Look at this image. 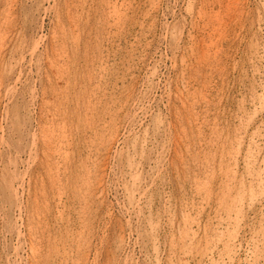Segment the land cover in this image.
Instances as JSON below:
<instances>
[{"label":"rangeland","instance_id":"rangeland-1","mask_svg":"<svg viewBox=\"0 0 264 264\" xmlns=\"http://www.w3.org/2000/svg\"><path fill=\"white\" fill-rule=\"evenodd\" d=\"M263 54L264 0H0V264H31L29 224L44 264H168L171 242L182 264L185 216L200 222L186 264L220 262L204 256L217 205L197 189L208 170L217 192L222 164L241 216L232 264H264Z\"/></svg>","mask_w":264,"mask_h":264},{"label":"bare ground","instance_id":"bare-ground-1","mask_svg":"<svg viewBox=\"0 0 264 264\" xmlns=\"http://www.w3.org/2000/svg\"><path fill=\"white\" fill-rule=\"evenodd\" d=\"M45 2V1H44ZM250 2V1H249ZM53 4H54V2H53ZM246 5V4H245ZM54 6V5H53ZM201 6V5H200ZM252 7V6H251ZM46 9V8H45ZM204 10V9H203ZM67 14H68V12H67ZM3 20V19H2ZM70 21V20H69ZM124 22V21H123ZM45 23V22H44ZM71 23V22H70ZM73 27V26H72ZM234 28V27H233ZM73 29V28H72ZM74 30V29H73ZM233 32V31H232ZM167 33V32H166ZM40 36V35H39ZM12 42V41H11ZM35 42V41H34ZM39 46H40V42L39 41H37V42H35L34 43V45H33V48H32V50H31V56L32 57H34V56H36V54H37V51H38V48H39ZM41 47V46H40ZM263 50V49H262ZM22 51V50H21ZM166 52V51H165ZM18 55H20V53L18 54ZM22 55V54H21ZM189 55V54H188ZM30 56V57H31ZM263 56H264V54H263ZM12 57V56H11ZM22 57V56H21ZM26 57H28V56H26ZM44 57V56H43ZM8 58V57H7ZM29 58V57H28ZM263 59V58H262ZM46 60V59H45ZM183 60V59H182ZM32 61H33V59H32ZM258 61H260V60H258ZM262 61H264V60H262ZM41 62H42V60H41ZM231 62V61H230ZM252 62H253V60H252ZM36 63V62H35ZM42 64V63H41ZM31 65V64H30ZM204 65V64H203ZM61 66V65H60ZM259 66V65H258ZM32 67V66H31ZM253 68V67H252ZM75 69V68H74ZM219 70V69H218ZM32 71V70H31ZM33 72V71H32ZM255 72V71H254ZM257 73V72H256ZM255 73V74H256ZM11 74V73H10ZM24 78H26V77H24ZM46 79H48V78H46ZM17 80H19V79H17ZM16 80V81H17ZM50 80V79H49ZM10 81V80H9ZM15 81V82H16ZM148 81V80H147ZM62 82H63V80H62ZM9 83V82H8ZM258 85V84H257ZM11 86V85H10ZM19 87V86H18ZM255 87V86H254ZM7 88V87H6ZM13 88V87H12ZM9 89V91H8V93L9 92H13L12 90L13 89ZM130 88V87H129ZM253 89V88H252ZM17 91V90H16ZM15 91V92H16ZM119 92V91H118ZM206 92H207V90H206ZM7 93V94H8ZM254 93V92H253ZM39 94V93H38ZM132 94V93H131ZM215 95V94H214ZM245 95V94H244ZM258 95V94H257ZM260 95H262V94H260ZM8 96V95H7ZM186 96V95H185ZM67 97V96H66ZM118 97V96H117ZM260 98V97H259ZM43 99V98H42ZM69 99V98H68ZM71 99V98H70ZM180 99V98H179ZM261 99V98H260ZM46 100V99H45ZM262 100V99H261ZM253 101V100H252ZM169 103V102H168ZM186 103V102H185ZM254 103V102H253ZM141 104V103H140ZM184 104V103H183ZM243 104V103H242ZM150 105V104H149ZM4 106V105H3ZM135 106V105H134ZM209 108V107H208ZM2 110V109H1ZM187 111V110H186ZM226 111V110H225ZM182 113V112H181ZM150 114V113H149ZM175 114V113H174ZM187 114V113H186ZM189 114V113H188ZM195 114V113H194ZM232 114V113H231ZM42 115V114H41ZM111 116V115H110ZM227 116V115H226ZM2 117V116H1ZM47 117V116H46ZM186 117V116H185ZM189 117H191V116H189ZM189 117H188V119H189ZM259 117V116H258ZM261 117V116H260ZM224 118V117H223ZM240 118V117H239ZM2 119V118H1ZM107 119V118H106ZM257 119V118H256ZM255 119V120H256ZM47 120V119H46ZM175 120V119H174ZM197 120V119H196ZM2 121V120H1ZM181 121V120H180ZM188 121V120H187ZM250 121H251V119H250ZM47 122V121H46ZM102 122V121H101ZM178 122V121H177ZM176 122V123H177ZM182 122V121H181ZM225 122H226V120H225ZM230 122V121H229ZM228 122V123H229ZM246 122V121H245ZM249 122V121H248ZM262 122V121H261ZM241 123V122H240ZM6 124V123H5ZM179 124V123H178ZM193 124H195L194 122H193ZM245 124V123H244ZM243 124V125H244ZM2 125V124H1ZM61 125V124H60ZM180 125V124H179ZM10 126V125H9ZM39 126H40V124H39ZM58 126V125H57ZM173 126V125H172ZM185 126V125H184ZM195 126V125H194ZM251 126V125H250ZM102 127V126H101ZM152 127V126H151ZM177 127V126H176ZM175 127V128H176ZM226 127V126H225ZM230 127V126H229ZM174 128V127H173ZM174 128V129H175ZM189 128V127H188ZM192 128V127H191ZM243 128V127H242ZM241 128V129H242ZM103 129H104V127H103ZM193 129V128H192ZM240 129V130H241ZM1 130V129H0ZM102 130V129H101ZM100 130V131H101ZM154 130V129H153ZM179 130V129H178ZM204 130H205V127H204ZM3 131V130H2ZM185 131V130H184ZM192 131V130H191ZM110 132V131H109ZM186 132V131H185ZM3 133V132H2ZM33 133V132H32ZM45 133V132H44ZM56 133V132H55ZM93 133V132H92ZM115 133V132H114ZM176 133V132H175ZM174 133V134H175ZM242 133H243V131H242ZM256 133V132H255ZM259 133V132H258ZM171 133H169V135H170ZM173 134V135H174ZM1 135H3V134H1ZM111 135V134H110ZM130 135V134H129ZM155 135V134H154ZM188 135V134H187ZM242 135V134H241ZM263 135V134H262ZM37 136V135H36ZM171 136H172V134H171ZM239 136V135H238ZM237 136V137H238ZM237 137H235V138H237ZM259 137V136H258ZM3 139L4 137H0V139ZM169 138V137H168ZM174 138V137H173ZM179 138V137H178ZM2 139H1V141H2ZM101 139V138H100ZM153 139V138H152ZM210 139V138H209ZM225 140V139H224ZM243 140V139H242ZM251 140V139H250ZM33 141V140H32ZM98 141V140H97ZM183 141V140H182ZM210 141V140H209ZM263 141V140H262ZM118 142V141H117ZM173 142V141H172ZM237 142V147L235 148V146H234V148H235V152H234V154H235V157H236V159L234 160V161H236L235 163H238V157H239V152H240V140H237L236 141ZM170 143H171V140H170ZM180 142L178 141V144H179ZM185 143V142H184ZM194 143V142H193ZM201 143V142H200ZM231 143H232V141H231ZM249 143V142H248ZM253 143V142H252ZM256 144H257V141L255 142ZM254 143V144H255ZM264 143V142H263ZM174 144V143H173ZM220 144V143H219ZM34 145H36L35 143H34ZM76 145V144H75ZM183 145V144H182ZM199 145H201V144H199ZM204 145V144H203ZM202 145V146H203ZM206 145V144H205ZM226 145V144H225ZM46 146L48 147V149H50V151H51V153H52V144L50 143V144H46ZM50 146H51V148H50ZM258 146V145H257ZM256 145L255 146H251L250 148H249V150H248V154H247V178H249L250 177V179L251 180H249V185H250V193L252 194L251 195V201H253V202H261L260 200V197L258 196V194H256L255 193V183H256V181H257V179L255 178L256 176H255V174H254V170H253V168H254V164L252 163L254 160H256V152H257V150L256 149H254V147H257ZM98 147V146H97ZM260 147V146H259ZM36 148V147H35ZM99 148V147H98ZM164 148V147H163ZM187 148V147H186ZM215 148V147H214ZM33 149V148H32ZM78 149V148H77ZM86 149V148H85ZM93 149V148H92ZM109 149V148H108ZM174 149H176V148H174ZM173 149V150H174ZM182 149V148H181ZM202 149V148H201ZM153 150V149H152ZM163 150V149H162ZM165 150V149H164ZM191 150V149H190ZM203 150H205V149H203ZM31 151V150H30ZM53 151H54V149H53ZM66 151V150H65ZM68 151V150H67ZM98 151V150H97ZM175 152H176V150H174ZM181 151V150H180ZM188 151V150H187ZM32 152V151H31ZM100 152V151H99ZM178 152V151H177ZM182 152V151H181ZM183 152H186V151H184L183 150ZM201 152V151H200ZM107 153V152H106ZM152 153V152H151ZM165 153H166V151H165ZM221 153V152H220ZM227 153H228V151H227ZM227 153H225V154H227ZM259 153V152H258ZM104 154H105V152H104ZM201 154V153H200ZM29 155V154H28ZM87 155V154H86ZM97 155V154H96ZM177 155V154H176ZM179 155V154H178ZM190 155V154H189ZM183 156V155H182ZM185 156V155H184ZM183 156V157H184ZM203 156V155H202ZM57 157H58V155H57ZM63 157V156H62ZM97 157V156H96ZM176 157V156H175ZM59 158V157H58ZM64 158V157H63ZM92 158V157H91ZM107 158V157H106ZM89 159V158H88ZM181 159V158H180ZM182 159H184V158H182ZM207 159V158H206ZM226 159H228V158H226ZM31 160H34V158H32ZM48 160V159H47ZM56 160V159H55ZM58 160H60V159H58ZM221 160V159H220ZM29 161V160H28ZM36 161V160H35ZM98 161V160H97ZM101 161H102V159H101ZM103 161H105V160H103ZM102 161V162H103ZM179 161H181V160H179ZM202 161V160H201ZM204 161V160H203ZM222 161V160H221ZM102 162H100V164L102 163ZM107 162V161H106ZM181 162H183V160L181 161ZM42 163V162H41ZM49 163V162H48ZM95 163V162H94ZM28 164V163H27ZM33 164V163H32ZM88 164V163H87ZM102 164H104V163H102ZM163 164V163H162ZM212 164V163H211ZM210 164V165H211ZM214 164V163H213ZM253 164V165H252ZM45 165V164H44ZM217 165V164H216ZM173 166V165H172ZM184 166V165H183ZM222 167L223 168H225V170L223 169V173H225V177L223 178V179H220V189H218V191L217 192H215V190H213L212 188H214L213 187V183H211V179H210V176L209 175H211V173H209L208 172V170L206 171V181H204V180H201L200 182H201V186L199 185L198 186V189H197V193H198V196L200 197V199L201 198H203V201H206V203H207V205H210L211 203L213 204V203H216V205H217V218L219 219V221L217 222L218 223V226H217V231H216V235L214 236V238L212 239V241H210L208 244H206V246H208L204 251H205V253H206V255H205V253H204V256L207 258H209V259H211L210 258V253H215V251L216 252H218V255H219V257L221 258L220 259V262L218 261V262H214V261H211L210 263L211 264H232L233 263V260H234V256H235V254H236V248H238L237 247V242H236V240L238 239V237L236 236V235H234V236H228L227 235V231L229 232V227L234 223V224H236L237 225V227H239L240 226V223H241V216H240V212H239V208L236 206V202H235V199H234V192H235V188H233V186H234V182H232V179H231V177H230V175H232V174H235V172H234V169H229L228 167H225V165H223L222 164ZM243 167V166H242ZM263 167V166H262ZM29 168V167H28ZM106 168V167H105ZM137 168V167H136ZM177 168V167H176ZM209 168H211V166H209ZM178 169V168H177ZM95 170V169H94ZM203 170V169H202ZM233 170V171H232ZM253 170V171H252ZM98 172V171H97ZM138 172H140V171H138ZM161 172V171H160ZM169 172V171H168ZM238 172V171H237ZM243 172V171H242ZM39 173V172H38ZM53 173V172H52ZM219 173V172H218ZM19 174H20V172H19ZM58 174V173H57ZM105 174V173H104ZM207 174H209V175H207ZM237 174V173H236ZM61 175H62V173H61ZM96 175H97V173H96ZM168 175V174H167ZM15 176V175H14ZM23 176H25V175H23ZM255 176V177H254ZM219 177V176H218ZM235 177H236V175H235ZM16 178V177H15ZM39 178V177H38ZM102 178H103V176H102ZM21 179V178H20ZM24 178L22 177V180H23ZM58 179V178H57ZM101 179V178H100ZM210 179V180H209ZM207 180H209L208 181V183H207ZM89 181V180H88ZM94 181V180H93ZM25 182V181H24ZM140 182H142V181H140ZM194 182V181H193ZM210 182V183H209ZM23 183V182H22ZM65 183V182H64ZM88 183V182H87ZM92 183H94V182H92ZM92 183H88V184H86V189L88 190L87 191V193H89V195H87V196H91V194L93 193L94 194V196H98V194L100 195V194H102V192H103V187L105 186L104 185V183H103V180L100 182L99 181V183L97 182V184H95V185H93ZM144 183V182H143ZM20 184V183H19ZM182 184V183H181ZM203 184H205V186L203 185ZM233 184V185H232ZM79 185V184H78ZM188 185V184H187ZM193 185V184H192ZM151 186V185H150ZM55 187H56V185H55ZM77 187V186H76ZM16 188V187H15ZM83 188V187H82ZM191 188V187H190ZM240 188H241V186H240ZM242 188H243V186H242ZM14 189V188H13ZM17 189V188H16ZM25 189V188H24ZM84 189V188H83ZM244 189H245V187H244ZM16 191V190H15ZM139 191V190H138ZM264 191V190H263ZM67 193V192H66ZM189 193V192H188ZM191 193V192H190ZM86 194V193H85ZM238 194H239V192H238ZM16 195V194H15ZM144 195V194H143ZM17 196V195H16ZM16 196H14V197H16ZM63 196V195H62ZM66 196H68V195H66ZM127 196V195H126ZM169 196H170V194H169ZM204 196H206V197H204ZM38 197V196H37ZM93 197V196H92ZM129 197V196H128ZM145 197V196H144ZM198 197V198H199ZM237 197V196H236ZM264 197V196H263ZM58 198V197H57ZM89 198V197H88ZM97 198V197H96ZM20 199V198H19ZM44 199V198H43ZM61 199H63V198H61ZM137 199V198H136ZM142 199V198H141ZM233 199V200H232ZM45 200V199H44ZM83 200H85V199H83ZM43 201V200H42ZM61 201V200H60ZM63 201V200H62ZM97 201V200H96ZM185 201V200H184ZM104 202V201H103ZM71 203V202H70ZM85 203H87V201L85 202ZM232 203V204H231ZM23 204V203H22ZM88 204V203H87ZM103 204V203H102ZM160 204V203H159ZM196 204V203H195ZM211 204V205H212ZM263 204V203H262ZM133 205H135V208L138 210V211H140L141 212V207H142V205H141V203L140 202H137V203H135V204H133ZM204 205V204H203ZM210 205V206H211ZM251 205V204H250ZM249 205V206H250ZM19 206H21V205H19ZM58 206V205H57ZM65 206V205H64ZM196 206V205H195ZM199 206V205H198ZM214 206V205H213ZM236 206V207H235ZM44 207H45V205H44ZM85 207V206H84ZM165 207V206H164ZM174 207V206H173ZM193 207V206H192ZM201 207V206H200ZM18 208V207H17ZM87 208V207H86ZM184 208V207H183ZM19 209V208H18ZM21 209V208H20ZM80 209V208H79ZM94 210H95V208H93ZM100 209V208H99ZM170 209V208H169ZM181 209V208H180ZM199 209V208H198ZM133 210H134V208H133ZM146 210V209H145ZM185 210H187V209H185ZM84 211V210H83ZM166 211V210H165ZM170 211V210H169ZM211 211V210H210ZM21 212V211H20ZM48 212V211H47ZM55 212V211H54ZM63 212V211H62ZM68 212V211H67ZM198 212V211H197ZM232 212H233V214H232ZM203 213V212H202ZM64 214V213H63ZM87 214V213H86ZM95 214H96V211H95ZM137 214V213H136ZM135 214V215H136ZM210 214V213H209ZM243 214V213H242ZM85 215V214H84ZM93 215V214H92ZM185 215H188V214H185ZM191 215V214H190ZM16 216V215H15ZM39 216V215H38ZM86 216V215H85ZM18 217H20V216H18ZM22 217V216H21ZM44 217V216H43ZM97 217V216H96ZM148 217V216H147ZM184 217V216H183ZM192 217V216H191ZM191 217H189V216H185L184 217V222H185V225H186V227L185 228H182L181 230H180V242L182 243V253H180L181 254V257H180V259H181V261H183L182 262V264H186L187 263V261H186V256H189V255H191L190 254V252H191V250L193 249V247L195 246V244H196V240H197V235H196V233H194V224L196 225V224H198V223H200V222H198V223H196V221H194L195 219H193V218H191ZM16 218V217H15ZM48 218V217H47ZM52 218V217H51ZM44 219V218H43ZM84 219H85V217H84ZM91 219H93V218H91ZM170 219V218H169ZM174 219V218H173ZM45 220V219H44ZM49 220V219H48ZM15 221V220H14ZM50 221V220H49ZM54 221V220H53ZM82 221H83V219H82ZM234 221V222H233ZM52 222V221H51ZM60 222V221H59ZM167 222V221H166ZM213 222V221H212ZM243 222V221H242ZM30 223V222H29ZM34 223V222H33ZM47 223V222H46ZM73 223V222H72ZM79 223V222H78ZM150 223V222H149ZM159 223H160V221H159ZM49 224L50 223H48L47 225L49 226ZM84 224V223H83ZM23 226H25V223L23 224ZM38 226V225H37ZM35 227V226H33V225H28V227L26 228L27 229V232H28V234H29V236L30 237H33L34 239H36V235H35V232L37 231V232H39L40 231V234H41V242L39 243V242H37L36 244H33V246H32V256H31V264H44V259H43V255H42V253H41V251H42V249H44L45 247H46V245H47V243H46V241H47V239H46V234H45V229H44V227H42V226H40V227H42V229L40 230L38 227ZM152 226H154V225H152ZM151 226V227H152ZM199 226V225H198ZM10 227V226H9ZM150 227V226H149ZM226 227H227V230H226ZM77 229H79V228H77ZM222 229H224V230H226V231H224V230H222ZM232 229V228H231ZM242 229V228H241ZM15 230L17 231V233H18V235L19 236H21L22 234H24L23 232H22V225L20 224H18L16 227H15ZM80 230V229H79ZM81 230H83V229H81ZM150 230V229H149ZM152 230V229H151ZM222 230V231H221ZM74 231V230H73ZM116 231V230H115ZM153 231V230H152ZM87 232V231H86ZM178 232H179V230H178ZM195 232H197V231H195ZM235 232V231H234ZM233 232V233H234ZM263 232V231H262ZM52 233V232H51ZM56 233V232H55ZM81 233V232H80ZM87 233H89V231L87 232ZM151 233V232H150ZM198 233H199V231H198ZM214 233V232H213ZM124 234V233H123ZM142 234V233H141ZM231 234V233H230ZM90 235V234H89ZM156 235V234H155ZM210 235V234H209ZM260 235V234H259ZM56 236V235H55ZM59 236V235H58ZM238 236H239V233H238ZM264 236V235H263ZM22 237V236H21ZM87 237H89L88 236V234H87ZM212 237V236H211ZM18 238V237H17ZM60 238V237H59ZM86 238V237H85ZM154 238V237H153ZM261 238V237H260ZM208 239V238H207ZM206 239V240H207ZM83 240H85V239H83ZM205 240V241H206ZM209 240V239H208ZM18 241V240H17ZM156 241H158V238L156 239ZM32 242V241H31ZM48 242H50V241H48ZM61 242V241H60ZM153 242V241H152ZM160 242V241H159ZM246 242V241H245ZM177 243V242H176ZM205 243V242H204ZM241 243V242H240ZM30 244V243H29ZM39 244H42V246H40ZM53 244V243H52ZM82 244V243H81ZM263 244V243H262ZM83 245V244H82ZM241 245H242V243H241ZM52 246V245H51ZM66 246V245H65ZM49 247V246H48ZM57 247V246H56ZM78 247V246H77ZM80 247V246H79ZM146 247V246H145ZM246 247V246H245ZM28 248V247H27ZM80 248H82V247H80ZM177 248V247H176ZM56 249H58V248H56ZM62 249V248H61ZM144 250V249H143ZM248 250V249H247ZM44 251V250H43ZM61 251V250H60ZM83 251V250H82ZM49 252V251H48ZM55 252V251H54ZM73 252V251H72ZM66 253V252H65ZM82 253V252H81ZM89 253V252H88ZM88 253H85V254H88ZM160 253V252H159ZM57 254V253H56ZM176 254H177V251H176V249H175V246H174V243H172L171 242V244H170V256H169V263L168 264H174V259H175V256H176ZM62 255V254H61ZM237 255V254H236ZM81 256V255H80ZM214 256V255H213ZM62 257V256H61ZM212 257V256H211ZM218 257V258H219ZM12 258V257H11ZM157 258H158V256H157ZM217 258V259H218ZM242 258V257H241ZM256 258V257H255ZM18 259V258H17ZM87 259H88V256H87ZM214 259V258H213ZM239 259V258H238ZM92 260V259H91ZM189 260V259H188ZM212 260V259H211ZM240 260V259H239ZM260 260H263V259H260ZM259 260V261H260ZM1 261V260H0ZM78 261V260H77ZM216 261V260H215ZM47 262V261H46ZM86 262V261H85ZM157 262V261H156ZM77 263V262H76ZM158 263V262H157ZM3 264V263H2ZM80 264V263H79ZM147 264V263H146ZM159 264V263H158ZM253 264H255V262L253 263Z\"/></svg>","mask_w":264,"mask_h":264}]
</instances>
